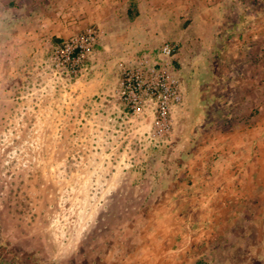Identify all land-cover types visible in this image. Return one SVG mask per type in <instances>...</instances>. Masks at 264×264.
Returning <instances> with one entry per match:
<instances>
[{"label": "rangeland", "instance_id": "1", "mask_svg": "<svg viewBox=\"0 0 264 264\" xmlns=\"http://www.w3.org/2000/svg\"><path fill=\"white\" fill-rule=\"evenodd\" d=\"M16 2L0 0V264L156 261L186 173L264 135V0ZM89 28L73 76L54 51ZM165 43L182 102L151 140L121 71Z\"/></svg>", "mask_w": 264, "mask_h": 264}, {"label": "crops", "instance_id": "2", "mask_svg": "<svg viewBox=\"0 0 264 264\" xmlns=\"http://www.w3.org/2000/svg\"><path fill=\"white\" fill-rule=\"evenodd\" d=\"M225 140L242 149L208 153L207 164L186 173L169 204L178 230L150 264H264V135Z\"/></svg>", "mask_w": 264, "mask_h": 264}, {"label": "built area", "instance_id": "3", "mask_svg": "<svg viewBox=\"0 0 264 264\" xmlns=\"http://www.w3.org/2000/svg\"><path fill=\"white\" fill-rule=\"evenodd\" d=\"M92 28L60 44L54 51L56 65L66 64L77 76L85 68V61L96 39ZM176 44H163L156 58L140 57L132 64L122 65V82L118 99L126 106V112L134 116L149 113L148 137L162 138L170 130V113L182 102L181 82L171 66ZM145 113V114H144Z\"/></svg>", "mask_w": 264, "mask_h": 264}, {"label": "trees", "instance_id": "4", "mask_svg": "<svg viewBox=\"0 0 264 264\" xmlns=\"http://www.w3.org/2000/svg\"><path fill=\"white\" fill-rule=\"evenodd\" d=\"M129 14H131V11L129 10V12H128Z\"/></svg>", "mask_w": 264, "mask_h": 264}]
</instances>
